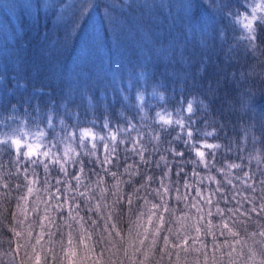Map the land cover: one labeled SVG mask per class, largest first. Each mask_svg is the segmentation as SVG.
<instances>
[{
	"label": "clouds",
	"instance_id": "9594fccd",
	"mask_svg": "<svg viewBox=\"0 0 264 264\" xmlns=\"http://www.w3.org/2000/svg\"><path fill=\"white\" fill-rule=\"evenodd\" d=\"M218 11L222 108L139 61L0 99V264H264V0Z\"/></svg>",
	"mask_w": 264,
	"mask_h": 264
},
{
	"label": "trees",
	"instance_id": "16d2710c",
	"mask_svg": "<svg viewBox=\"0 0 264 264\" xmlns=\"http://www.w3.org/2000/svg\"><path fill=\"white\" fill-rule=\"evenodd\" d=\"M215 3L214 15L203 0H0V99L43 102L66 82L115 77L139 61L168 83L218 94L213 105L222 108L239 65L226 63L231 35L217 42ZM73 12L71 26L58 32Z\"/></svg>",
	"mask_w": 264,
	"mask_h": 264
},
{
	"label": "snow or ice",
	"instance_id": "6c2138e0",
	"mask_svg": "<svg viewBox=\"0 0 264 264\" xmlns=\"http://www.w3.org/2000/svg\"><path fill=\"white\" fill-rule=\"evenodd\" d=\"M76 30H77V29H75V28L73 29L74 32H75Z\"/></svg>",
	"mask_w": 264,
	"mask_h": 264
}]
</instances>
